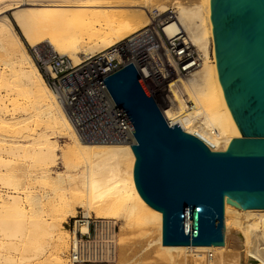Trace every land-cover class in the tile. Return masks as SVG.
Listing matches in <instances>:
<instances>
[{
    "label": "bare ground",
    "instance_id": "bare-ground-1",
    "mask_svg": "<svg viewBox=\"0 0 264 264\" xmlns=\"http://www.w3.org/2000/svg\"><path fill=\"white\" fill-rule=\"evenodd\" d=\"M161 31L192 110L180 106L176 123L227 149L240 133L216 68L211 0H0V264H264V208L253 209L250 245L162 244V212L134 180L133 194L90 193L91 165L133 175L131 143L83 139L30 51L79 60L124 50L145 80L153 54L131 43L153 32L166 46ZM71 219L83 234L98 220L93 243L69 233Z\"/></svg>",
    "mask_w": 264,
    "mask_h": 264
},
{
    "label": "water",
    "instance_id": "water-1",
    "mask_svg": "<svg viewBox=\"0 0 264 264\" xmlns=\"http://www.w3.org/2000/svg\"><path fill=\"white\" fill-rule=\"evenodd\" d=\"M216 68L240 136L212 149L169 124L131 62L103 78L136 138L129 165L89 167V192L133 194L162 212V244L250 245L264 208V0H211ZM81 183L80 190L83 191Z\"/></svg>",
    "mask_w": 264,
    "mask_h": 264
},
{
    "label": "built area",
    "instance_id": "built-area-1",
    "mask_svg": "<svg viewBox=\"0 0 264 264\" xmlns=\"http://www.w3.org/2000/svg\"><path fill=\"white\" fill-rule=\"evenodd\" d=\"M161 38L166 46L155 38L153 32L143 33L132 41L131 48L135 51L152 52L154 60L148 69L149 79L144 81L165 116V111L173 114L181 106L176 95V86L181 84L179 80L181 77L175 69L177 56L171 50L173 45L163 31ZM32 54L43 77L55 92L77 133L83 139L131 144L135 142L134 134L103 81V78L129 63L131 55L119 50L116 56L95 53L76 60L69 53L59 54L48 47L34 48ZM171 55L174 56V60ZM135 60L140 66L142 56L136 54ZM171 101L178 102L174 110H172L173 106L169 105ZM90 222L88 233L83 234L80 229L77 233L76 228L73 235L80 240L93 243L96 236L90 239ZM94 223V226L98 227H96V235L100 226L98 221Z\"/></svg>",
    "mask_w": 264,
    "mask_h": 264
},
{
    "label": "rangeland",
    "instance_id": "rangeland-1",
    "mask_svg": "<svg viewBox=\"0 0 264 264\" xmlns=\"http://www.w3.org/2000/svg\"><path fill=\"white\" fill-rule=\"evenodd\" d=\"M150 15L153 16L154 15V12H152ZM15 28H16L17 32H19L18 27L15 26ZM19 34H20V32H19ZM30 51L32 53V49ZM176 95H177V98H178V101H179L180 105L182 107H186L187 108L186 109L187 110L186 112L192 113V110L190 108H188V106H187V102H188V98H189L188 97V93H187L186 89L184 88V86L182 84H178L176 86ZM169 105L173 106V109L172 110H174V109L177 108L178 102L177 103L176 102L175 103L174 102L172 103V101H171V104H169ZM165 117H166V119H167V121L169 123H176V121H175L176 119H174L173 114H171L170 112L165 111ZM81 219H83V218L81 217ZM90 221H91L90 222V239L92 240L96 236L95 233H96V227H97V225L95 227L94 226V224H95L94 222L97 223L98 220L97 219H90ZM65 225L68 228L69 233H71V234L74 233L75 228H74V220L73 219L69 220L68 223L66 222ZM79 229H80V227L76 229V232L77 233H79Z\"/></svg>",
    "mask_w": 264,
    "mask_h": 264
}]
</instances>
